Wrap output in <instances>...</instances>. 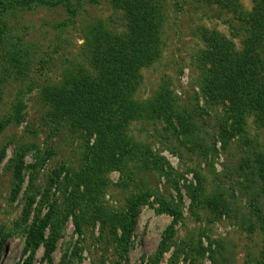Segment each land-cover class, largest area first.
I'll list each match as a JSON object with an SVG mask.
<instances>
[{"label": "rangeland", "instance_id": "374dc122", "mask_svg": "<svg viewBox=\"0 0 264 264\" xmlns=\"http://www.w3.org/2000/svg\"><path fill=\"white\" fill-rule=\"evenodd\" d=\"M69 1L0 0V264H47L45 243L34 255L26 245L50 212L53 264H264V124L247 113L225 131L233 119L206 99L198 60L203 26L240 43L234 13L160 0V57L137 71L131 98L147 110L99 134L48 90L80 71L99 78V38L125 37L131 21L117 0ZM14 45L21 70L4 53Z\"/></svg>", "mask_w": 264, "mask_h": 264}, {"label": "trees", "instance_id": "16d2710c", "mask_svg": "<svg viewBox=\"0 0 264 264\" xmlns=\"http://www.w3.org/2000/svg\"><path fill=\"white\" fill-rule=\"evenodd\" d=\"M197 1L232 11L234 18L230 20L231 29L239 32V35L244 31L243 38L237 44L219 30L206 26L201 28L204 47L198 54V60L201 62L202 91L206 99L227 107L228 116L234 123L231 129L225 131L244 124L247 113L249 116L257 115L264 124V0H254L249 10L239 5L237 0ZM66 3L70 4V1L66 0ZM53 4L56 2L49 1L50 6ZM117 6L128 14L132 29L122 38L109 34L99 38L105 43V51L100 56L103 74L99 78H91L80 71V80L74 79L70 88L62 86L48 90V95H52L57 104L68 108L71 114L79 115L85 126L95 128L99 134L117 132V121L122 117L146 112L147 106H140L131 100L140 80L137 71L154 64L160 57V0H117ZM3 39L0 32V49H3ZM16 47L14 45L4 53L11 64L21 70L26 62L22 51L16 50ZM170 107L171 110L174 108L169 98L168 101H165V96L157 98V108L163 111ZM170 114H177L175 108ZM178 127H174L176 133ZM184 129L190 130L188 126ZM16 177L21 182L20 170ZM139 204L140 201H136L130 209L127 221L130 229L136 224ZM51 215L52 212L44 219L36 217L26 245L27 251L31 250V255H34L45 243L47 264H53L52 255L56 247L53 235L45 242Z\"/></svg>", "mask_w": 264, "mask_h": 264}]
</instances>
